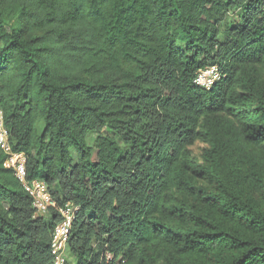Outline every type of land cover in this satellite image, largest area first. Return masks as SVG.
<instances>
[{
  "label": "trees",
  "instance_id": "1",
  "mask_svg": "<svg viewBox=\"0 0 264 264\" xmlns=\"http://www.w3.org/2000/svg\"><path fill=\"white\" fill-rule=\"evenodd\" d=\"M0 107L67 264H264V0H0ZM6 159L0 264H50Z\"/></svg>",
  "mask_w": 264,
  "mask_h": 264
},
{
  "label": "built area",
  "instance_id": "2",
  "mask_svg": "<svg viewBox=\"0 0 264 264\" xmlns=\"http://www.w3.org/2000/svg\"><path fill=\"white\" fill-rule=\"evenodd\" d=\"M219 80V74L213 67L207 66L195 78L194 83L202 88L210 89ZM0 149L7 155L4 167L13 171L17 180L32 199V206L37 215H46L52 208L58 210L60 221L56 224L52 239L51 251L53 259L50 264H67L69 260L68 242L75 217V207L66 204L58 207L47 183L40 179L29 180L27 174V157L22 152H15L10 142V134L4 124V112L0 107ZM106 259L112 255L105 254Z\"/></svg>",
  "mask_w": 264,
  "mask_h": 264
},
{
  "label": "rangeland",
  "instance_id": "3",
  "mask_svg": "<svg viewBox=\"0 0 264 264\" xmlns=\"http://www.w3.org/2000/svg\"><path fill=\"white\" fill-rule=\"evenodd\" d=\"M95 137V135H92ZM91 136V137H92ZM92 141V139H91ZM207 148V145L202 143V142H197L193 147L190 148L192 155L195 156L197 159L202 160V154L203 151ZM69 261L70 263H73V258L72 256H69Z\"/></svg>",
  "mask_w": 264,
  "mask_h": 264
}]
</instances>
